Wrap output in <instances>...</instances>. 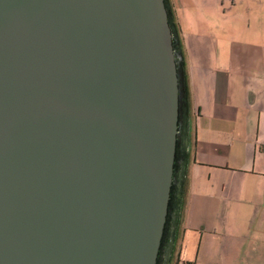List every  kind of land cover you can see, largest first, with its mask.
I'll use <instances>...</instances> for the list:
<instances>
[{
    "label": "water",
    "instance_id": "obj_1",
    "mask_svg": "<svg viewBox=\"0 0 264 264\" xmlns=\"http://www.w3.org/2000/svg\"><path fill=\"white\" fill-rule=\"evenodd\" d=\"M169 0H0V264H171L190 101Z\"/></svg>",
    "mask_w": 264,
    "mask_h": 264
},
{
    "label": "crops",
    "instance_id": "obj_2",
    "mask_svg": "<svg viewBox=\"0 0 264 264\" xmlns=\"http://www.w3.org/2000/svg\"><path fill=\"white\" fill-rule=\"evenodd\" d=\"M189 162L171 264H264V0H169Z\"/></svg>",
    "mask_w": 264,
    "mask_h": 264
},
{
    "label": "rangeland",
    "instance_id": "obj_3",
    "mask_svg": "<svg viewBox=\"0 0 264 264\" xmlns=\"http://www.w3.org/2000/svg\"><path fill=\"white\" fill-rule=\"evenodd\" d=\"M173 16H174V15H173ZM174 23L176 24L175 27H176V29L178 30V27H177L178 25H177V22L175 21V18H174ZM178 33H179V31H178ZM181 42H182V41H181Z\"/></svg>",
    "mask_w": 264,
    "mask_h": 264
},
{
    "label": "trees",
    "instance_id": "obj_4",
    "mask_svg": "<svg viewBox=\"0 0 264 264\" xmlns=\"http://www.w3.org/2000/svg\"><path fill=\"white\" fill-rule=\"evenodd\" d=\"M182 46V45H181Z\"/></svg>",
    "mask_w": 264,
    "mask_h": 264
}]
</instances>
